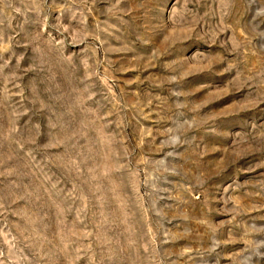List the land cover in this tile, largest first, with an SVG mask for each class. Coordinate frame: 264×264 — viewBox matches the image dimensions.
<instances>
[{"label":"rangeland","instance_id":"rangeland-1","mask_svg":"<svg viewBox=\"0 0 264 264\" xmlns=\"http://www.w3.org/2000/svg\"><path fill=\"white\" fill-rule=\"evenodd\" d=\"M0 264H264V0H0Z\"/></svg>","mask_w":264,"mask_h":264}]
</instances>
